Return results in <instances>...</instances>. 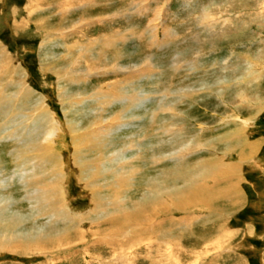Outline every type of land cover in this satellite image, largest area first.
Returning a JSON list of instances; mask_svg holds the SVG:
<instances>
[{"label": "rangeland", "instance_id": "374dc122", "mask_svg": "<svg viewBox=\"0 0 264 264\" xmlns=\"http://www.w3.org/2000/svg\"><path fill=\"white\" fill-rule=\"evenodd\" d=\"M0 61H7L0 69V129L2 117L15 114L0 134V192L8 199L0 206L24 214V233L33 220L44 230L69 224L33 219L39 212L25 197L33 186L56 191L72 215H93L75 152L81 161L96 158L104 202L110 194L141 201L147 181L162 186V171L175 167L208 196V205L167 197L169 210L153 218L155 207L126 203L124 213L137 208L134 214L151 219L138 222L145 232L131 215H119L131 219L121 231L111 216L93 215L82 220L79 238L72 228L63 246L46 245L50 251L5 248L0 264H264V0H0ZM20 80L32 100L19 98ZM14 94L21 100L12 102ZM36 99L56 135L49 148L24 154L32 179L25 183L14 152L23 144L6 131L33 125L38 112H24ZM240 128V137L222 138ZM184 144L192 148L180 152ZM43 152L58 155L60 175H45ZM204 161L209 166L195 170ZM170 179L179 191L188 185L184 177ZM227 185L237 199L228 191L216 195Z\"/></svg>", "mask_w": 264, "mask_h": 264}, {"label": "bare ground", "instance_id": "6f19581e", "mask_svg": "<svg viewBox=\"0 0 264 264\" xmlns=\"http://www.w3.org/2000/svg\"><path fill=\"white\" fill-rule=\"evenodd\" d=\"M63 4H66L65 2H63ZM240 4V2H239ZM145 10V9H144ZM146 11V10H145ZM201 14V13H200ZM203 14V13H202ZM205 15V13L203 14ZM214 16V15H213ZM212 16V17H213ZM251 16V15H250ZM257 16V15H256ZM159 17V16H158ZM211 17V18H212ZM197 18V17H196ZM206 18V17H205ZM204 18V19H205ZM208 18V17H207ZM158 19V18H157ZM194 19V18H193ZM199 19V18H198ZM203 20V18H202ZM216 20V19H214ZM82 21V19L80 20ZM86 21V20H85ZM211 21V20H210ZM87 22V21H86ZM207 22V21H206ZM205 22V23H206ZM81 23V22H80ZM209 23V22H208ZM217 23V22H216ZM214 23V24H216ZM160 24V23H159ZM204 25V23H203ZM208 25V24H207ZM211 27V24L209 25ZM212 27H216V25H212ZM204 28V27H203ZM208 29V28H207ZM216 29V28H215ZM204 30V29H203ZM211 31V30H210ZM213 31V30H212ZM220 31V30H219ZM216 32V31H215ZM205 33V32H204ZM209 33V32H208ZM219 33V32H218ZM222 33V32H221ZM220 33V34H221ZM217 34V33H216ZM224 34V33H223ZM198 35V34H197ZM211 35V33H210ZM215 35V34H214ZM195 36V35H194ZM190 37V36H189ZM197 37V36H196ZM195 37V38H196ZM200 37V36H199ZM198 38V37H197ZM208 38V37H207ZM226 38V37H225ZM200 39V38H199ZM195 40V39H193ZM206 40V39H205ZM210 40V39H209ZM216 40V39H215ZM217 41V40H216ZM192 42V41H191ZM211 42V41H210ZM73 53V52H72ZM85 55V54H84ZM78 59V58H77ZM249 60V59H248ZM82 61V60H81ZM84 61V60H83ZM119 61V60H118ZM76 62V61H75ZM95 62V61H94ZM117 62V61H116ZM254 62V61H253ZM4 63L6 64L7 61H4ZM4 63H2L0 61V69H4L5 65ZM9 63V62H8ZM92 61H89L87 62L86 61V65L87 66H91L93 67V64H91ZM97 63V62H96ZM84 66V65H83ZM85 67V66H84ZM135 67V66H134ZM7 68V67H6ZM83 68V67H82ZM86 68V67H85ZM89 68V67H88ZM87 68V69H88ZM95 68V67H94ZM93 68V70H94ZM73 69H76V68H73ZM72 69V70H73ZM97 69V68H96ZM0 70V72H1ZM65 70V69H64ZM90 70V68H89ZM10 71V68L8 70H3L2 74H8V72ZM63 71V70H62ZM85 71V70H84ZM250 71L253 72V69L252 70H248L249 73H251ZM68 72V71H67ZM76 72V71H75ZM90 72V71H89ZM247 72V73H248ZM255 72V71H254ZM260 72V71H259ZM59 73V72H58ZM57 73V74H58ZM65 74V73H64ZM68 74V73H67ZM60 75V74H59ZM251 75V74H249ZM259 75V74H258ZM253 76V75H252ZM260 76V75H259ZM69 80V79H68ZM13 82V81H12ZM23 81H17L18 85H19V88L21 90L24 91L23 92H16L18 93L19 95V98L21 97L22 99H24L23 101H29V100H32V99H29L31 98V91L24 86V84L22 83ZM245 83V82H244ZM250 83V82H249ZM2 90H0V99L2 100V98H4V95H2ZM250 92V91H249ZM16 97V94L12 95L10 98H11V101L13 102L14 99L17 100V101H20L21 99L19 98H15ZM27 98V100H26ZM39 99V98H38ZM36 99L35 102L32 104L31 106V109L30 111L26 114L24 112V116L28 115L29 118L31 117V115L33 116V112L34 111H37L38 113H35L36 117L34 116V118H30L32 122H30L31 124L33 123L32 126H24V127H20L19 129H16L19 133H21V135L19 134H16V130H11V129H7L8 131H6V137H10V138H15L16 140V143L18 144H23L20 148H15L14 149V152L16 153L15 157H16V162L20 165L17 164L18 168H19V171H20V174H21V177L23 178L24 182L26 183V180L27 181H30V177L31 175H29L30 177L28 178L26 174H29L27 170H25V167L27 166V162L28 160L30 159L29 156H25L26 154H31L32 152H38V151H41L43 148H49V144L50 142L53 140V137L56 135L55 133V130H54V127L55 125L53 123V119L50 115V113L48 112L47 108L45 106H43L41 104V100H38ZM5 103V102H4ZM21 103V102H20ZM20 103H19V106H20ZM27 103V102H26ZM1 104V103H0ZM4 105V104H3ZM6 105V104H5ZM22 105V103H21ZM11 107V106H10ZM168 107V106H167ZM170 109V108H169ZM172 109V108H171ZM8 110V109H7ZM22 111V110H21ZM20 113V112H18ZM174 113V112H173ZM31 114V115H30ZM15 115V114H14ZM13 115V116H14ZM263 114L261 113L259 116H262ZM13 116H11V119H6L5 121V118H3V126H2V129H0V134L1 132L8 127L7 124H11V121H13ZM22 117L23 114H21ZM10 117V116H9ZM7 118V117H6ZM245 120V119H244ZM2 123V122H1ZM0 123V124H1ZM51 123L54 125H52L51 127ZM247 122H245L244 124H246ZM27 124V123H26ZM7 125V127H6ZM5 126V127H4ZM247 127V126H246ZM59 130V128L57 129ZM22 131H23V134H22ZM179 131V130H178ZM237 132H234V134H228L226 136H222L223 139H227L229 140V138L233 137V136H236L237 137H240L239 135H241V128L240 129H237L236 130ZM83 132V131H82ZM84 133V132H83ZM5 134V133H3ZM102 135V134H101ZM4 136V135H3ZM3 136H0L1 138H3ZM26 136V137H25ZM243 138V137H242ZM221 139V138H220ZM241 139V138H240ZM55 140V139H54ZM237 141V139H236ZM83 142V140H82ZM242 144V142H240ZM41 144H43V148L41 147ZM191 144V143H190ZM201 144V143H199ZM206 145V144H204ZM187 144H184V147L181 149L180 152H186L190 149V147L187 148ZM193 146V145H192ZM202 146V144H201ZM41 147V148H40ZM95 147V149L98 151V148H100V146H93ZM195 147H198V144H195ZM193 147V149L195 148ZM192 148V147H191ZM40 149V150H39ZM52 149V148H51ZM86 149V148H85ZM89 149V148H88ZM92 149V148H90ZM89 149V150H90ZM179 149V148H178ZM44 150V149H43ZM84 150V149H83ZM23 151L25 153H23ZM96 151V152H97ZM83 152V151H82ZM88 152V150H87ZM92 152V151H91ZM45 152H43L42 154H44ZM89 153V152H88ZM87 153V154H88ZM98 153V152H97ZM25 154V155H24ZM52 155L53 159H51L49 156ZM81 155V153H80ZM86 156V155H85ZM40 159H42V161L46 164H48V173H44L45 175H49L51 178L53 176H58L60 175L59 173H61L60 171H58L56 169L57 166H55L53 163H56L57 160H58V155H55V154H44L43 156H38ZM42 157V158H41ZM36 158V157H35ZM81 157H79L78 154H76L75 152V158H74V163H79L81 162V165H78V166H81V175H80V179L81 181H83L81 184H83L88 190V193L90 195V198L92 199V202L94 204V209L91 211V213H93V215L96 217L95 220H97L98 216H105V215H108V216H111V222L113 224L114 227H116V230L118 231H121L123 228V226L125 227H128L130 225V221L132 219V223H137L136 224V227L137 230H140L142 232H145L146 230V227L143 226L142 228V225L138 222L143 221L142 223L145 224L151 220V219H146L144 220L143 217H141L142 214H145L144 211H137L135 214L133 212V209H136L137 208H133L130 212H127V213H124V211L129 207V206H126V203H129V205L131 204V206L135 207V205H138V204H142V206L144 207H155L156 210L155 211H152L151 213H149L151 215V218H153L154 216L157 217V215H159L160 212H166L167 210V206H166V203H165V199L167 197H170L171 199H179V198H183V197H188V196H191V197H194L195 201L197 202V204L199 205H208V203L206 202L207 199H208V196L206 194H204L206 192V190L204 189H201L199 187H196V183L194 184L193 186V176L192 175H188V177L186 178L185 176L187 175H180V171L177 170L178 168L175 167L174 169H168V170H164V172L162 171V174H164L163 178H168L166 181H164V184L162 186H155L153 185L152 183H156V179H151V180H148L147 181V188H145V192L144 194L142 195V198H141V201H135L134 199L132 198H127V202L124 198L122 197H119V198H114V195L115 194H110V195H105V199H106V202L103 201V197H100L101 194H99L98 191H102V189L104 188H100V186L97 184V182L99 181L100 177H98V175H100V171H99V164H96L95 165V161L94 159L96 158H92L91 159H87L85 157V160L81 161ZM120 158V157H119ZM118 157L116 158L119 159ZM31 160V159H30ZM100 160V159H98ZM98 161L96 160V163ZM241 162V161H240ZM39 163V162H38ZM32 164V163H31ZM54 166H53V165ZM62 164V163H60ZM210 164V161H204L203 163H198V167L195 165V170H197V168L199 167H202L204 165H207L209 166ZM223 165V164H222ZM39 166V165H38ZM37 165H33L32 167L33 168H36L38 167ZM62 166V165H61ZM121 166V164H120ZM211 166V165H210ZM103 167V166H102ZM212 167V166H211ZM218 167H220L218 165ZM236 167V166H235ZM74 168V167H73ZM237 168V167H236ZM62 169V168H61ZM88 169H91L92 170H96L95 173H89L88 176H86L84 173H86V171ZM110 169V168H109ZM228 169H231V167ZM223 170V169H222ZM221 170V171H222ZM236 170V169H234ZM114 171V170H113ZM112 171V172H113ZM194 172V170L192 169L191 172ZM108 172V171H107ZM111 172V173H112ZM192 172V174H193ZM211 172V171H210ZM33 173V172H32ZM83 173V174H82ZM190 173V172H189ZM226 173V172H224ZM102 174V172H101ZM115 174H118V171L115 172ZM112 173V175H115ZM195 174V173H194ZM231 174V173H230ZM130 176V175H129ZM168 176V177H167ZM190 176V177H189ZM224 176V175H223ZM174 178V179H177V178H183L184 177V184L188 183L187 186H185L181 191L177 190V186H168L167 185V182H173L174 180L170 179V178ZM116 180V179H115ZM114 180V181H115ZM169 180V181H168ZM34 181V180H33ZM38 181V180H37ZM113 181V180H112ZM1 184V183H0ZM54 184V183H53ZM100 184V183H99ZM39 185H37L38 187ZM47 186V185H46ZM40 188H36L35 186H33L32 188V192H31V188H26V190L28 191V193L26 194L25 197L28 198V200L30 202H33L32 203V208L35 209V211L39 212L37 214L34 215L33 219H36V217H48V219H50V222L52 219H55V222L57 219H60L62 222H67L69 223L68 225H65L62 227V229H57L56 226H53L52 228H48L49 230H44V229H41L40 225L38 224H34L35 220H33L32 224L29 226L28 228V231L26 233H24V231L26 230H21L22 229V225L23 223L25 222L24 219H23V216L24 214L22 215L21 212H18L15 210L14 212H10L9 208V203L0 206V252H3L5 250V248L7 249H10V250H13V251H20V252H27V251H30V250H38L39 252H41V250H45V251H50L48 250V247L46 245H53V246H63V244L68 241V230L70 229H74L75 228V232H76V235L78 236V238L80 237V234L81 232L83 231L82 229H80L79 225L81 224L82 220H84V218H90V220H94V218L92 217L93 215H89V214H84L82 213L81 215H72L68 210V207L65 206V202L64 200L61 198V196H59V194H56V191L54 190H50L49 188H42L41 186H39ZM52 187V186H51ZM193 188V189H192ZM227 188V190H225ZM107 189V188H106ZM2 190V188H0V191ZM30 190V192H29ZM177 190V191H176ZM194 190V191H193ZM232 192V194H229V195H233V197H235L237 199V191L236 189L234 188V190L232 189V186H226L224 187L222 190L220 191H217L216 195L218 194L219 196L221 195H228V192ZM193 193V194H192ZM202 193V194H201ZM208 194V193H207ZM215 195V196H216ZM214 196V198H215ZM65 199V198H64ZM146 199L149 201L147 202ZM228 199V198H227ZM234 199V198H233ZM144 200V201H142ZM8 199H6L4 197V194L0 192V204L1 202H7ZM176 202V201H175ZM192 202V201H191ZM34 205V206H33ZM125 205V206H124ZM93 206V205H92ZM130 206V207H131ZM175 207H180L181 209H183L182 206H177V205H174ZM190 206V205H189ZM20 208V207H19ZM139 208V207H138ZM158 208L160 210H158ZM89 209V208H88ZM144 209V208H142ZM8 214H6L7 212ZM91 210V209H90ZM89 210V212H90ZM184 210V209H183ZM13 211V210H12ZM100 212V214H98ZM141 212V214L139 213ZM88 213V212H87ZM115 213L117 214L118 213V216L115 215ZM123 214V215H128L130 216L131 215V219L129 220V217H125L126 219H122L119 220V215L120 214ZM102 214V215H101ZM114 214V215H113ZM88 215V216H87ZM148 215V214H147ZM133 216V217H132ZM144 216V215H142ZM117 217V219H116ZM121 217V216H120ZM146 218V216H145ZM40 219V218H39ZM116 219V220H115ZM108 220V221H109ZM31 222V221H30ZM38 222V221H37ZM114 222V223H113ZM48 223V222H47ZM131 223V224H132ZM55 224V223H54ZM138 224H140L141 226H139ZM45 225V224H44ZM55 225H58V224H55ZM61 225V224H60ZM64 225V223L62 224ZM47 226L49 227L50 224H47ZM131 226V225H130ZM21 227V229H20ZM26 227V225H25ZM78 227V228H77ZM60 228V227H59ZM77 228V229H76ZM134 228V227H133ZM25 229V228H24ZM72 229V230H73ZM110 230V229H109ZM125 230V229H124ZM88 232V231H87ZM72 233V232H71ZM70 233V234H71ZM126 233V232H125ZM163 233V231H162ZM69 234V235H70ZM107 234V233H106ZM122 234V233H121ZM130 234V233H129ZM75 235V237H76ZM94 235V234H93ZM100 235V234H99ZM135 232L132 233V235H130V237L132 239L135 238ZM74 236V235H73ZM97 236V235H96ZM72 237V236H71ZM73 238V237H72ZM77 238V239H78ZM72 240V239H71ZM75 240V238L73 239ZM73 240L71 242H73ZM80 240V239H79ZM56 244V245H55ZM73 244V243H72ZM33 248V249H32ZM56 248V247H55ZM69 249V248H67ZM71 249V248H70ZM120 249V248H119ZM52 250V249H51ZM208 250V249H207ZM10 252V251H9ZM12 252V251H11ZM209 252V251H207ZM199 256V255H198ZM201 257V256H200Z\"/></svg>", "mask_w": 264, "mask_h": 264}]
</instances>
